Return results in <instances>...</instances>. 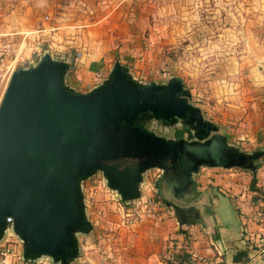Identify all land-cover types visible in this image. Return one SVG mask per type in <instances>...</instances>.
<instances>
[{"label":"water","instance_id":"1","mask_svg":"<svg viewBox=\"0 0 264 264\" xmlns=\"http://www.w3.org/2000/svg\"><path fill=\"white\" fill-rule=\"evenodd\" d=\"M70 66L47 53L37 64L16 69L0 103V242L12 225L24 242L25 261L47 255L73 264L80 251L77 235L92 230L82 181L97 171L130 204L141 196L151 169L163 171L156 182L163 201L189 187L202 166L258 169L254 161L264 149L247 154L228 145L190 102L181 80L144 86L117 61L108 79L82 92L66 83ZM188 116L194 137L189 141L150 128L153 119L174 127ZM170 169L181 185L165 192L161 182ZM205 193L216 200L213 209L223 232L242 241L243 223L232 198L216 185ZM169 206L183 223L180 204Z\"/></svg>","mask_w":264,"mask_h":264},{"label":"crops","instance_id":"2","mask_svg":"<svg viewBox=\"0 0 264 264\" xmlns=\"http://www.w3.org/2000/svg\"><path fill=\"white\" fill-rule=\"evenodd\" d=\"M143 1L0 0V51L6 45L15 51L10 60L0 61V89L7 85L16 69L35 65L50 53L70 63L68 86L82 92L92 90L110 75L117 61L126 67L136 62L133 51L138 48H133L135 45L127 38L122 41L128 42L118 48L110 36L113 33L108 30L112 29L111 23L114 25L132 13L134 8L131 10L130 3ZM247 1L250 14L242 33V45L227 56L220 54V69L211 95L214 105L201 110L205 120H212L218 127L217 133L226 137L228 145L240 150L244 147L243 152L253 154L264 149V0ZM77 51L81 56L73 62L71 56ZM259 162L258 185L264 191V157ZM233 168L236 167L225 169ZM169 172L161 182L165 192L181 185L177 171ZM252 176L251 173V179ZM197 189L201 191L200 201L206 191L198 184ZM219 189L226 194L222 186ZM254 195L248 185L247 193L237 199L232 196L243 223V245L225 237L222 228L221 239H216L215 228L219 223L214 216L205 214V206L210 204L189 202V197L180 205L185 211L183 223L174 209L179 225L167 213L130 226L119 220L117 225L113 223L114 227H104L91 220V232L78 236L80 251L74 261L76 264H167L162 259L164 249L176 245L177 249L191 253L196 264L231 263L235 250L244 248L249 240L255 245L250 264H264V201H253ZM36 264L47 263L37 260Z\"/></svg>","mask_w":264,"mask_h":264},{"label":"rangeland","instance_id":"3","mask_svg":"<svg viewBox=\"0 0 264 264\" xmlns=\"http://www.w3.org/2000/svg\"><path fill=\"white\" fill-rule=\"evenodd\" d=\"M130 4L131 10L134 8L132 13L114 25L111 23L112 29L108 32L113 33L110 36L114 37V45H118V48L128 41L135 45L133 48H138V51H133L136 62L128 65L132 78L143 84H162L171 79H179L190 92L191 103L201 109L213 106L214 99L211 95L213 81L220 69V54L227 56L229 52L241 47L242 33L244 28H247L250 14L248 1L145 0ZM126 38L128 41H122ZM7 85L0 89V103ZM155 125L151 123V127L158 134L168 138L176 137L175 131L179 129L177 126ZM241 150L245 151V148L242 147ZM146 173L148 174L145 176L150 178L148 181H151V186L144 187V194H147V197L151 196L155 201L157 208L153 215L141 218L132 210L127 211L131 205L128 204L129 207H126L120 194L111 189L104 174L98 172L82 181L85 212L89 220L104 227L108 225L114 227L113 223L117 225L120 223L119 220L125 226H130L150 221L159 213H167L169 217H174L179 225V218L169 205L186 203L188 197L193 194L196 183L206 192H209L210 185L222 186L233 200V197L237 199L244 192H248L251 180V172L247 167L225 169L202 166L199 173L194 174L193 183L189 187L174 198L166 196L164 202L158 195L156 178L150 175L159 171L151 169ZM204 195L205 198L198 200V204L208 203L214 208L216 200L209 193ZM214 218L216 219V216ZM119 229L117 227V230ZM224 235L233 241L225 233ZM15 238L22 245L20 258L23 259L24 243L17 235ZM242 242L238 243L243 245ZM37 260L47 264H59L47 255ZM73 264H76V261Z\"/></svg>","mask_w":264,"mask_h":264},{"label":"trees","instance_id":"4","mask_svg":"<svg viewBox=\"0 0 264 264\" xmlns=\"http://www.w3.org/2000/svg\"><path fill=\"white\" fill-rule=\"evenodd\" d=\"M188 132L189 137L193 138V132L190 131L189 128H182L177 129L175 131L176 138L181 139L183 138L184 134ZM264 157L261 156L254 162H258L262 160ZM261 164L260 162L257 163V167H259ZM252 173V179L249 184V190L254 192L255 195L253 196L252 200L256 202L264 201V191L259 187L258 185V177H257V169H248ZM201 196V191L197 189V184H195V188L193 190V195L189 199V202H195L197 201ZM126 207H129L124 202ZM205 214L206 216H215V212L212 205H206L205 206ZM219 226L215 228V234L216 239H221V233L219 231ZM182 233H186L185 231H182ZM255 249V245L250 242L249 240L246 241V246L244 248H237L232 255L231 263H227L226 261H223L221 264H250L252 262L251 258V252ZM166 254H169V257H166ZM162 259L167 264H196L195 260L192 258L191 253H189L187 250L180 248L177 249L176 245H174L173 248H171L169 245L166 246L164 249V252L162 254ZM24 264H33V261H25Z\"/></svg>","mask_w":264,"mask_h":264},{"label":"built area","instance_id":"5","mask_svg":"<svg viewBox=\"0 0 264 264\" xmlns=\"http://www.w3.org/2000/svg\"><path fill=\"white\" fill-rule=\"evenodd\" d=\"M15 54V51L9 45L3 47L0 51V61L3 63L6 60H10L12 56ZM81 52L77 51L71 58L73 62H77L80 58ZM61 57V56H60ZM59 60H66L64 57L60 58ZM71 69V66H70ZM69 71V70H68ZM159 173H152L153 177L157 180L162 175V170L157 168ZM147 175V174H146ZM150 178H146L144 175V181L141 183V196L135 200H133L129 205V208L132 212H135L141 218H145L148 216L153 215V212L156 210L155 201L151 196H146L144 194V187L150 188L151 181H148ZM153 179V178H152ZM128 205V204H127ZM10 223H12V219L9 218ZM16 234L13 231V226H9L5 232L4 238L0 242V264H24L25 260L24 257L21 259L22 251H21V244L19 240L15 238Z\"/></svg>","mask_w":264,"mask_h":264},{"label":"flooded vegetation","instance_id":"6","mask_svg":"<svg viewBox=\"0 0 264 264\" xmlns=\"http://www.w3.org/2000/svg\"><path fill=\"white\" fill-rule=\"evenodd\" d=\"M113 69V68H112ZM109 77V76H108ZM108 77L106 78V79H108ZM105 79V80H106ZM169 82V81H168ZM167 82V83H168ZM103 83V82H102ZM101 83V84H102ZM101 84H99V85H101ZM141 84H143V83H141ZM152 83H150V84H143L144 86H148V85H151ZM157 85H160V84H158V83H156ZM162 84H165V83H162ZM98 85V86H99ZM97 87V86H96ZM95 88V87H94ZM191 102V101H190ZM189 120H190V117L188 116V118L186 119V120H181V119H178V122H177V124H175L174 126H177L178 128H180V129H182V128H189L190 129V131H192V127H191V125L189 124ZM186 121V122H185ZM153 123H155L156 125V127H158V126H160V127H162V126H166V125H170V122H168L167 120H164V119H160V120H156V119H153L152 120V124ZM181 126V127H180ZM150 128L157 134V135H159V136H162V135H160V134H158L155 130H154V128L153 127H151V124H150ZM165 137V136H164ZM166 138H168V137H166ZM183 138L184 139H186V140H192V139H194V137L193 138H190L189 137V133L188 132H186L185 134H184V136H183ZM174 139H178V138H176V137H174ZM98 172H102V171H97V172H95L94 174H96V173H98ZM103 173V172H102ZM168 173H170L169 171H168ZM93 174V175H94ZM162 175H163V172H162ZM162 175H161V177H162ZM91 177V176H90ZM105 177V176H104ZM106 178V177H105ZM106 180H107V178H106ZM157 182V181H156ZM107 183H108V185H109V182H108V180H107ZM185 219H187V218H185ZM79 235V234H78ZM78 235H77V238H78ZM23 242V241H22ZM24 243V242H23Z\"/></svg>","mask_w":264,"mask_h":264}]
</instances>
